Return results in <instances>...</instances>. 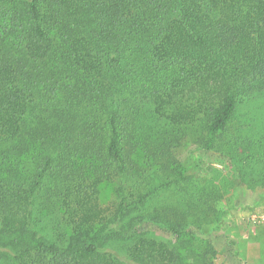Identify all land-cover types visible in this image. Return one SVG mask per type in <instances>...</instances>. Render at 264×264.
<instances>
[{
  "label": "trees",
  "instance_id": "trees-1",
  "mask_svg": "<svg viewBox=\"0 0 264 264\" xmlns=\"http://www.w3.org/2000/svg\"><path fill=\"white\" fill-rule=\"evenodd\" d=\"M263 99L264 0H0V264H216L205 154L243 116L264 183Z\"/></svg>",
  "mask_w": 264,
  "mask_h": 264
},
{
  "label": "rangeland",
  "instance_id": "rangeland-1",
  "mask_svg": "<svg viewBox=\"0 0 264 264\" xmlns=\"http://www.w3.org/2000/svg\"><path fill=\"white\" fill-rule=\"evenodd\" d=\"M253 119L256 120L260 133L254 134L252 140L259 143L264 138V99L257 104L249 121L252 123ZM240 121L245 122L243 116L233 122L228 133L221 137L217 147L220 151L214 150L205 154L208 165L199 180L200 185L209 190H218L220 195L214 210L216 214L222 215L219 223L221 229L213 230L212 227H206L207 232L202 236L211 242L212 248L216 251V264H264V183L254 184L250 179L242 178L244 156L241 152L238 154L236 149H232L236 156L233 161L227 152L231 144L229 136L239 133L236 129L240 128ZM262 150L263 147L256 148L259 154ZM191 189L193 190L192 187ZM115 200L111 186L105 187L102 202L105 205H112ZM151 231L163 242L176 243L180 239L156 228H152Z\"/></svg>",
  "mask_w": 264,
  "mask_h": 264
}]
</instances>
